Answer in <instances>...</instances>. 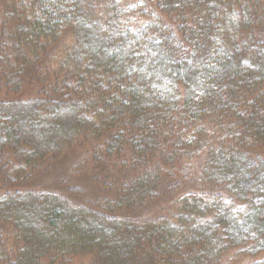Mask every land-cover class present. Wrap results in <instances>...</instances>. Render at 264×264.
Returning a JSON list of instances; mask_svg holds the SVG:
<instances>
[{
    "label": "trees",
    "instance_id": "16d2710c",
    "mask_svg": "<svg viewBox=\"0 0 264 264\" xmlns=\"http://www.w3.org/2000/svg\"><path fill=\"white\" fill-rule=\"evenodd\" d=\"M0 264H264V0H0Z\"/></svg>",
    "mask_w": 264,
    "mask_h": 264
},
{
    "label": "rangeland",
    "instance_id": "374dc122",
    "mask_svg": "<svg viewBox=\"0 0 264 264\" xmlns=\"http://www.w3.org/2000/svg\"><path fill=\"white\" fill-rule=\"evenodd\" d=\"M74 155V159H75ZM73 160V159H72ZM66 162H60L58 165H53L54 169H50L46 174L42 175V180L39 181V188L43 189H54L57 181H59L60 178L65 177V172L66 171V165L65 163L68 162V159H65ZM71 185H74L75 189H81L80 185H77L76 182L71 183ZM87 191H89L87 189ZM90 193V192H89Z\"/></svg>",
    "mask_w": 264,
    "mask_h": 264
}]
</instances>
